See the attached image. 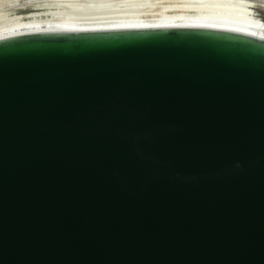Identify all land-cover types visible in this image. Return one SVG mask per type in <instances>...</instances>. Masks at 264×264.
<instances>
[{
	"label": "water",
	"instance_id": "95a60500",
	"mask_svg": "<svg viewBox=\"0 0 264 264\" xmlns=\"http://www.w3.org/2000/svg\"><path fill=\"white\" fill-rule=\"evenodd\" d=\"M0 264H264V39H0Z\"/></svg>",
	"mask_w": 264,
	"mask_h": 264
},
{
	"label": "bare ground",
	"instance_id": "6f19581e",
	"mask_svg": "<svg viewBox=\"0 0 264 264\" xmlns=\"http://www.w3.org/2000/svg\"><path fill=\"white\" fill-rule=\"evenodd\" d=\"M0 0V39L30 33L200 28L264 39V0Z\"/></svg>",
	"mask_w": 264,
	"mask_h": 264
},
{
	"label": "rangeland",
	"instance_id": "374dc122",
	"mask_svg": "<svg viewBox=\"0 0 264 264\" xmlns=\"http://www.w3.org/2000/svg\"><path fill=\"white\" fill-rule=\"evenodd\" d=\"M28 1H31V0H20V1H16L14 3H12L13 5H24L26 3H28Z\"/></svg>",
	"mask_w": 264,
	"mask_h": 264
}]
</instances>
